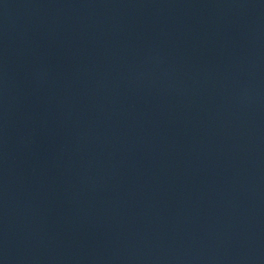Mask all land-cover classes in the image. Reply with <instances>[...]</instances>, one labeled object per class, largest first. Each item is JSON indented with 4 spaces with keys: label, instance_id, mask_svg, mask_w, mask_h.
<instances>
[{
    "label": "water",
    "instance_id": "1",
    "mask_svg": "<svg viewBox=\"0 0 264 264\" xmlns=\"http://www.w3.org/2000/svg\"><path fill=\"white\" fill-rule=\"evenodd\" d=\"M0 264H264V0H0Z\"/></svg>",
    "mask_w": 264,
    "mask_h": 264
}]
</instances>
